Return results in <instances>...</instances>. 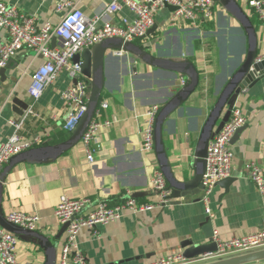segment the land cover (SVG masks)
<instances>
[{"label": "crops", "instance_id": "obj_1", "mask_svg": "<svg viewBox=\"0 0 264 264\" xmlns=\"http://www.w3.org/2000/svg\"><path fill=\"white\" fill-rule=\"evenodd\" d=\"M69 1L92 18L114 0ZM1 2L37 17L40 24L57 25L62 19V14L56 12V0ZM172 12L167 7L160 9L154 29L147 37L130 42L128 52H107L99 107L108 104L100 116L112 126L101 130L93 146L92 164L81 141L73 148L60 149L73 133L64 129L68 110L61 93L74 85V79L66 71L61 72L34 104L39 117L30 116L25 131L30 137H43V142L4 166L6 179L0 187V202L5 216L11 211L39 216L40 227L35 232L52 242L56 255L19 238L21 264H48L53 259L58 264L65 233L57 239L62 225L55 212L63 195L91 199L93 206L87 212L98 202L120 203L136 193H142L135 198L139 204H156L158 197L152 191L151 179L157 169L164 172L171 191L177 182L191 179L195 152L220 97L238 81V70L250 49L256 46L258 58H264V26L246 0L228 6L215 1L214 17L194 24L183 19L172 22ZM134 18L124 6L112 22L124 26ZM8 40V33L0 30V49ZM143 51L149 57L139 58ZM14 57L15 67L0 75V144L14 131L10 122H17L19 112L32 106L28 94L32 73L44 62L28 50ZM188 63L194 69L184 73ZM195 74L199 83L180 104L176 95L191 86ZM81 79L87 78L82 74ZM154 106L159 108L157 119L162 121L167 159L157 149L152 154L142 151L140 130ZM235 106L247 120L231 143L235 169L232 177L236 180L228 192L216 186L210 204L212 215L201 202L203 191L197 197L176 199L181 202L178 205L137 214L126 211L121 219L102 228L97 237L89 230L81 231L80 246L90 264H153L166 255L183 254L186 241L204 240L207 218L225 241L260 230L264 193L246 177L245 167L256 162L264 171V77L231 99L214 134L229 120Z\"/></svg>", "mask_w": 264, "mask_h": 264}, {"label": "built area", "instance_id": "obj_2", "mask_svg": "<svg viewBox=\"0 0 264 264\" xmlns=\"http://www.w3.org/2000/svg\"><path fill=\"white\" fill-rule=\"evenodd\" d=\"M56 1V12L62 14V19L57 25L51 22L40 24L37 17L27 16L15 6L0 3V30H5L9 35L8 42L0 49V71L22 50L32 51L44 59L43 64L32 73V82L28 90L32 106L25 112L20 122H10L14 131L0 144V175L4 166L13 158L43 142L41 136L27 135L25 121L30 116L39 117L33 106L42 98L46 88L56 82L61 72L66 71L72 79L77 80L76 84L61 93L68 110L64 129L73 132L87 113L91 83L88 79H81V65L73 63L77 54L107 39L122 38L125 42H132L147 37L155 25L156 14L167 5L177 8L172 12V22L183 19L194 24L198 21H210L214 17L215 4L214 0H143L142 2L114 0L101 13L89 18L76 3L69 0ZM246 2L264 26V0H246ZM124 6L134 13L135 18L124 26L115 25L112 17ZM182 85L185 86V81H182ZM107 108V103L100 105L81 139L86 149L87 160L91 164L95 161L93 146L96 145L101 130L112 126L111 121H103L100 116L101 110ZM158 113L159 108L152 107L146 114L144 127L140 130L142 151L148 154L156 150L155 126ZM246 122L242 110L235 106L229 120L213 135L209 143L201 202L210 215H212L210 204L216 186L220 181L232 177L235 171L231 143ZM245 174L263 194L262 167L256 162H250L245 167ZM151 187L158 197L156 204H139L138 200L129 194L127 199L114 206L108 202H98L89 212L88 209L93 206L91 199L63 195L55 213L60 225L68 224V227L58 264H90L80 246L79 235L82 230H89L97 237L102 228L121 219L126 211L137 214L172 205L174 202L172 191L168 188L165 174L161 169L155 171L151 179ZM5 218L8 222L30 231H37L40 227V217L37 215L11 211ZM213 242L216 244L215 252L195 258H186L182 253L170 254L161 257L153 264H207L262 250L264 249V218L260 230L254 234L225 241L215 232ZM18 246L19 238L0 224V264H21L18 260Z\"/></svg>", "mask_w": 264, "mask_h": 264}, {"label": "water", "instance_id": "obj_3", "mask_svg": "<svg viewBox=\"0 0 264 264\" xmlns=\"http://www.w3.org/2000/svg\"><path fill=\"white\" fill-rule=\"evenodd\" d=\"M218 1V0H215ZM225 6L230 4L236 3V0H220ZM171 11H176L177 8L167 5ZM154 29V28H153ZM152 30V29H151ZM132 44L130 42H125L122 38H113L107 39L99 44L94 45L91 48L85 49L82 53L77 54L73 62L75 64L81 65L82 74L90 81L91 83V95L88 105V111L81 120L78 127L73 131L72 136L69 140H67L64 144H62L61 150L73 148L77 145L88 125L92 121L93 117L95 116L96 110L99 107L102 89L104 86V75H103V68L105 64V60L107 57V52L110 53L118 52V51H127L128 48ZM149 57L146 52H141L139 58L144 59ZM13 57L7 65L1 69L0 75L4 76L8 69H11L13 66L15 67L16 61ZM258 59V60H257ZM257 54V47L255 46L253 49H250L247 53V56L238 70V81L232 83L234 86L229 92L223 94L218 103L216 104L214 110L210 114V117L207 121L206 128L203 131V134L200 138L197 150L195 152V173L191 179L187 181H179L173 187L172 191V198L174 200L178 198H186L188 196L197 197L203 191V177L206 171V158L209 148V143L214 135V129L224 112L225 108L231 101V99L236 96L240 95L241 92L246 89L247 87H251L255 85L261 78L264 77V58L259 60ZM189 68H193L191 63L186 65V70L184 73H187ZM77 83V80H74V84ZM199 83V76L195 74V78L192 80L191 86H186L182 90L178 92L176 95L177 100L181 103L184 102L187 95L191 94L194 89L197 87ZM27 110V106L23 108L25 112ZM22 112H19V116L17 118V122L20 121V117ZM238 134V133H237ZM237 134L233 138H236ZM232 140V141H233ZM155 146L159 155H163L166 158V151L162 136V121L157 119L156 126H155ZM167 159V158H166ZM169 166V164H168ZM5 174L0 175V187L5 182ZM236 180V178L230 177L224 179L218 183L219 186L225 189L226 192L229 191L230 185ZM142 193H136L133 195V198H140ZM181 202L174 201L172 205H178ZM0 224L10 233L16 235L24 242L32 243L34 245L39 246L41 249L45 250L46 252H53L56 253V248L52 244V242L43 235L38 234L35 231H30L19 226H16L10 222H8L5 218L2 203L0 202ZM68 224L62 226L57 239L60 240L65 233ZM214 228L212 222L209 218L205 221L203 225V234L204 240L197 239L186 241L183 244L184 253L183 255L186 258H195L205 253L215 252L216 251V244L213 242L214 237ZM56 255V254H55ZM54 255V257H55ZM264 262V249L254 251L248 254L238 255L234 257H230L227 259L218 260L215 262L207 263V264H255ZM48 264H56L55 259Z\"/></svg>", "mask_w": 264, "mask_h": 264}, {"label": "trees", "instance_id": "obj_4", "mask_svg": "<svg viewBox=\"0 0 264 264\" xmlns=\"http://www.w3.org/2000/svg\"><path fill=\"white\" fill-rule=\"evenodd\" d=\"M111 206H114V205H116V204H118V201H117V203H109Z\"/></svg>", "mask_w": 264, "mask_h": 264}]
</instances>
